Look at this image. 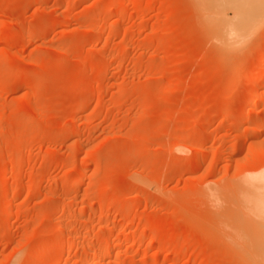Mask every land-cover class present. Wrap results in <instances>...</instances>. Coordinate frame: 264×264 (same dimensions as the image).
<instances>
[{"label": "rangeland", "instance_id": "1", "mask_svg": "<svg viewBox=\"0 0 264 264\" xmlns=\"http://www.w3.org/2000/svg\"><path fill=\"white\" fill-rule=\"evenodd\" d=\"M199 2L0 0V264H254L264 20Z\"/></svg>", "mask_w": 264, "mask_h": 264}, {"label": "bare ground", "instance_id": "2", "mask_svg": "<svg viewBox=\"0 0 264 264\" xmlns=\"http://www.w3.org/2000/svg\"><path fill=\"white\" fill-rule=\"evenodd\" d=\"M198 1H200L199 5L201 6L200 7L202 9L201 11L206 13L205 14L206 16L204 14L203 15L205 16L204 17L205 22L207 21L206 23L207 26L209 25V27L212 26L211 28H213L209 30H212L211 32L214 31V33L217 35L218 38H216L214 33L213 36L216 38L215 39L216 42L220 41L218 42L220 44L226 43L229 45L231 44L232 47L233 46L235 47L236 45H240V43H244L247 39H249L253 31L256 30V27H258V25L261 24L260 22L264 20V0H198ZM208 22L210 24H208ZM247 83H250V85L264 83V77L262 78L251 77L250 79H248ZM258 100L262 102L264 101V98L261 97ZM261 127L262 124L260 128ZM244 141L245 139L242 140L243 144ZM78 184H76L75 186H77ZM259 191L261 193L257 195V197H255V199L253 200V211H254L253 214L257 217V219H260V221L262 220V222H264V194H262V192L264 191V185L259 186ZM261 227L262 228L260 229V232L258 229L255 228L256 229L255 233H253V235L255 234L257 236L254 237L258 239L256 243H252L253 241L251 242V238L249 239L250 236L246 234L245 235L248 237L247 238L243 237L245 238V240L247 239L246 241L250 240L249 243H247L244 240L245 243L247 244H243V245L245 246L244 249H246L247 254L250 257V258L248 257L250 259L248 260L253 262L254 264H264L263 223ZM257 231L259 233H257ZM64 262L65 261H62L60 264H64Z\"/></svg>", "mask_w": 264, "mask_h": 264}]
</instances>
